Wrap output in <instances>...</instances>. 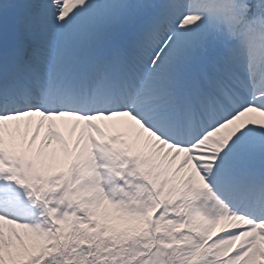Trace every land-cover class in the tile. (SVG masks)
Returning a JSON list of instances; mask_svg holds the SVG:
<instances>
[{
  "label": "snow or ice",
  "instance_id": "snow-or-ice-1",
  "mask_svg": "<svg viewBox=\"0 0 264 264\" xmlns=\"http://www.w3.org/2000/svg\"><path fill=\"white\" fill-rule=\"evenodd\" d=\"M0 264H264V0H0Z\"/></svg>",
  "mask_w": 264,
  "mask_h": 264
}]
</instances>
